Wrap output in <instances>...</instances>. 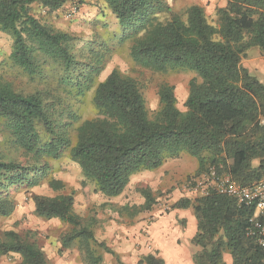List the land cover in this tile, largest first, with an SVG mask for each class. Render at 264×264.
Instances as JSON below:
<instances>
[{"label": "trees", "instance_id": "obj_1", "mask_svg": "<svg viewBox=\"0 0 264 264\" xmlns=\"http://www.w3.org/2000/svg\"><path fill=\"white\" fill-rule=\"evenodd\" d=\"M70 1L0 0V33L11 40L12 66L37 84L46 83L44 70L49 68L57 85L24 93L0 76L6 149L0 150L1 218L16 209L11 189L38 186L50 174L48 160L64 155L77 164L84 184L106 198L121 195L135 173L156 170L182 153L197 160L196 177L214 169L240 186L264 178V83L241 65L252 48L264 56V0H225V6L216 9L215 25L198 5L181 16L159 0H97L118 22L133 63L162 74H195L185 111L177 108L174 87L161 84L152 117L135 79L112 70L97 83L102 60L78 59L74 37L43 24L33 13L34 5L54 12ZM165 12L169 16L162 19ZM92 89L96 116L79 124L73 140L71 129L79 117L66 111L70 106L64 99L84 97ZM48 186L54 192L64 190V183L55 178H48ZM140 194L144 204L134 207L131 217L154 205L150 190ZM73 195H34L33 214L68 225L60 239L62 248L77 245L87 264H102L101 254L92 247L93 224L75 213ZM171 208H190L197 221L194 264H224L225 253L231 264H264V247L249 234L253 207L209 189ZM11 255L19 257L14 264H48L30 239L6 231L0 236V257ZM138 264L165 263L147 255Z\"/></svg>", "mask_w": 264, "mask_h": 264}, {"label": "rangeland", "instance_id": "obj_2", "mask_svg": "<svg viewBox=\"0 0 264 264\" xmlns=\"http://www.w3.org/2000/svg\"><path fill=\"white\" fill-rule=\"evenodd\" d=\"M159 1L168 7L170 12L181 16H184L190 6L198 5L204 9L207 21L213 25L217 20L216 9L224 7L226 4L225 0ZM72 3L78 6L74 14L71 13ZM33 13L43 24L74 37L75 54L78 59L84 63H91L96 58L102 60L103 67L98 74L97 83L103 81L112 70H117L135 79L145 99L149 117H152L158 109L157 91L161 84L174 87L177 108L180 111H185L184 103L188 95L189 82L195 77V74L182 70L162 74L133 63L128 52L130 43L121 40L118 22L99 1L71 0L54 12L44 11L38 5H34ZM168 16L169 14L167 15L166 12L160 15L162 19ZM10 52L11 40L9 36L0 33V76L7 83L24 93H32L35 88L47 87L46 84L51 86L48 87L50 90L57 86L56 76H52V71L49 68L44 70L47 75L46 83L37 84L30 81L28 77L12 66L9 61ZM241 65L264 83V56L257 48L246 52L241 60ZM57 91L60 95V91L58 89ZM92 95L93 89L87 92L84 97L64 99L66 105L70 106V109H66V111L75 113L79 117L78 122L72 126V138L79 124L96 116ZM4 134L0 123V150L2 151L6 150L2 144ZM48 164L50 174L38 186L29 189L26 187L11 189V195L16 201V209L9 217H0V236L6 231H14L21 236H26L43 252L48 264H87V260L77 245L68 249L62 248L60 239L69 231L68 225L56 219L37 218L33 214L32 196L34 195L54 197L58 194L73 193L75 213L93 224L94 243L92 247L98 254H101L102 264H119L118 259L110 251L115 249L114 239L110 238L116 232L122 230V234L125 236L127 231L130 232L133 229L136 234L141 236L140 239H149L150 224L165 216L168 212L167 207L169 208L171 205L168 202H178L186 198L194 199L201 196L205 190V180L195 176L197 160L185 153L166 161L164 166L166 169L163 173L158 170L135 173L122 194L115 198H106L95 194L92 185L84 184L81 170L68 156L64 155L57 160H48ZM181 171L182 173L179 174ZM48 178L60 180L64 183V190L62 192L52 191L48 186ZM144 189L150 190L154 205L150 210L131 217L133 208L144 204V198L140 194V191ZM157 207L161 212L155 213ZM138 225L141 227L140 230L139 227L135 228ZM146 244H148V240ZM102 245L105 248H102ZM18 260L19 257L16 255L2 256L0 264H14Z\"/></svg>", "mask_w": 264, "mask_h": 264}, {"label": "crops", "instance_id": "obj_3", "mask_svg": "<svg viewBox=\"0 0 264 264\" xmlns=\"http://www.w3.org/2000/svg\"><path fill=\"white\" fill-rule=\"evenodd\" d=\"M164 166L165 163L155 171L163 173L166 169ZM181 173L182 171L179 174ZM174 203L176 201L168 202L171 205L169 208L168 205L166 206L168 212L165 216L150 224L149 239H140L141 236L133 229L130 232L127 231L125 236L122 230L116 232L115 235L112 234L113 237L110 236L115 243V249L110 251L118 259L119 264H138L140 259L147 255H153L163 260L165 264H194L192 255L199 251V247L192 243L197 232V221L190 208L172 209ZM157 212H161L158 207L155 210V213ZM137 227L139 225L135 226ZM147 240L148 244H146ZM223 261L224 264H231L232 260L228 253L223 255Z\"/></svg>", "mask_w": 264, "mask_h": 264}, {"label": "built area", "instance_id": "obj_4", "mask_svg": "<svg viewBox=\"0 0 264 264\" xmlns=\"http://www.w3.org/2000/svg\"><path fill=\"white\" fill-rule=\"evenodd\" d=\"M77 9V6H72L71 13L74 14ZM200 178L205 180L202 195H206L209 189H214L219 194L235 199L238 205L254 208V214L249 220V234L255 235L258 244L264 247V178L247 186H240L229 175H219L214 169H210L207 175H201Z\"/></svg>", "mask_w": 264, "mask_h": 264}]
</instances>
